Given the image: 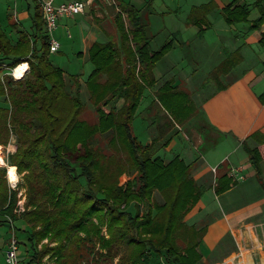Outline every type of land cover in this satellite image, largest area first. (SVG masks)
I'll list each match as a JSON object with an SVG mask.
<instances>
[{
  "label": "trees",
  "instance_id": "1",
  "mask_svg": "<svg viewBox=\"0 0 264 264\" xmlns=\"http://www.w3.org/2000/svg\"><path fill=\"white\" fill-rule=\"evenodd\" d=\"M35 1L38 10L32 31L13 23L16 41L0 21V64L7 66L0 69V146L16 136L17 150L7 162L17 167L24 180L19 188H12L8 165L0 166V223L23 220L17 229L26 235L28 245L21 262L48 264L43 258L49 254L59 264H79L93 253L97 264H112L117 257V264H150L153 253L166 264L201 262L198 247L205 227L187 223L186 216L207 187L193 178V163L179 157L165 163L156 156L155 145L142 143L133 130L144 91L154 84L152 69L173 42L153 50L143 22L144 8L117 0L120 11L115 25L120 38L111 33L89 51L94 69L85 83L97 112V121L91 123L83 117L87 105L80 75L67 73L50 58V36L44 29L40 1ZM261 4L263 0H256V6ZM243 9L247 19L248 7ZM263 22L261 14L251 28ZM24 61L29 69L15 79L10 71ZM188 118L186 114L174 117L179 123ZM101 138L106 146L100 145ZM250 154L260 174L259 148ZM124 174L136 176L120 184ZM221 178L227 185L221 184ZM221 178L217 194L233 184L227 175ZM22 187L25 211L19 214L16 206ZM93 218L107 224L109 238L101 235V226ZM45 238L57 244L39 248Z\"/></svg>",
  "mask_w": 264,
  "mask_h": 264
},
{
  "label": "crops",
  "instance_id": "2",
  "mask_svg": "<svg viewBox=\"0 0 264 264\" xmlns=\"http://www.w3.org/2000/svg\"><path fill=\"white\" fill-rule=\"evenodd\" d=\"M122 1L144 8L143 22L151 32L153 50L157 40H165L164 44L173 41V46L152 69L154 83L158 86L164 80V87L170 84L171 88L182 84L194 89L192 94L199 98L193 109L190 105L175 108H184L181 116L189 117L182 123L163 112L156 102L158 114L153 134L140 141L153 143L156 156L165 163L175 157L186 164L193 163V178L207 187L186 216L187 223L198 229L205 227L198 247L201 261L264 264V22L251 28V23L264 15V0L260 6L255 5L256 0H179L175 5L162 2L157 6L154 0L150 11L146 8L148 0ZM16 6L14 14L7 11L9 27L4 29L8 34L9 29L14 31L15 41L13 23L18 24V29L32 31L33 15L38 10L35 0H21ZM243 6L248 7L247 19ZM118 11L117 0H93L85 13L62 16L54 32L62 44L57 52L63 47L62 39L66 38L65 42L70 44L67 55L74 57L75 70H79L73 73L64 69L80 75L81 96L86 104L90 102V92L85 72L89 70L90 74L94 69L93 64L90 66V48L97 41L108 40L111 33L120 38L115 25ZM161 13L165 16L161 17ZM124 20L127 28H131L125 14ZM187 62L196 71L204 70L210 84L196 88V82L188 76L178 78L181 83L178 80L174 84L175 76L181 77V72L190 70L181 67ZM162 87L163 84L159 85L157 90ZM122 103L120 100L118 106ZM150 107L145 105L143 113H150L154 109ZM257 147L262 155L260 174L250 154ZM225 175L233 184L217 194L216 184ZM220 182L228 183L224 178Z\"/></svg>",
  "mask_w": 264,
  "mask_h": 264
},
{
  "label": "rangeland",
  "instance_id": "3",
  "mask_svg": "<svg viewBox=\"0 0 264 264\" xmlns=\"http://www.w3.org/2000/svg\"><path fill=\"white\" fill-rule=\"evenodd\" d=\"M18 1H19V3L21 2V0H0V20H1V23H2L4 29H8V27H9L8 21H6L7 11L8 12L11 11L12 14H14V11L17 8L16 5H17ZM23 1H27V0H23ZM150 1L151 0H148V2L146 4V8L149 11L152 8L154 0H152V3ZM177 1H179V0H155V3L157 6H160L162 4V2L163 3L165 2L166 4L171 6V5H175V3ZM160 16L164 17L165 13H161ZM131 25L132 24L129 23V26H131ZM8 32H9V35L12 39L15 38L16 34L14 33V31H11L9 29ZM54 35H56V34H54ZM63 36H65V35H63ZM66 40L67 39L65 38V41ZM62 41H63V47L60 50L61 52L59 51L57 53L51 54V60L53 61L54 64H56L62 68H65L69 72L74 73V72L78 71L79 69L75 70L76 65L74 64V62H72L74 57L69 55V54L67 55L68 52L66 49H69L68 46L70 44H67L63 39H62ZM164 43H165V40L163 42L160 40H157L154 42L153 45L156 48V50H158ZM60 44H61V42H60ZM64 53H66V54H64ZM90 64H91L90 66L93 67L92 63H90ZM175 64H177V62H175ZM27 65H28V63H27ZM165 67H167V66H165ZM181 67H183L186 70H187V68H189L190 70L181 72L180 73L181 77L175 76L176 78L174 79V84L176 81L179 80L178 78H180L182 80L183 77H187V76L189 77L190 80H193L196 82V88L197 87L201 88L202 84H203V87H206L207 85L210 84V83H208V81H206V80H208V78L205 79L206 72L204 70H200V71L194 70L196 67H194L192 65V63H190V62H187V64L182 63ZM85 73H86L85 74V78H86L89 75V70ZM173 73L174 72H172L171 74H169V73L168 74L171 77V76H173ZM193 73H195V74H193ZM12 76L15 79L17 77V76L16 77L14 76V73L12 74ZM23 76H24V74H23ZM152 77L153 76L151 74V78ZM170 77H166L165 79L167 80ZM178 83H181V81L179 80ZM161 84H163V87H164V85H165L164 80L162 82H160L159 85H161ZM155 85L156 84L154 83L153 85L148 86L145 89L146 93L144 92L145 95L143 98V102L139 105L137 112L135 114L134 121H133V130H134L135 134L137 135V137L139 138V140H141V141H145L147 139V137L150 135V133L153 134L155 117L158 114V111L155 108H157L158 102H159L158 106L160 107V109L162 111L164 110L172 118H174L177 115H180V114L183 115L184 114V112L181 113L184 108H182V110H178L179 108L175 109L176 107H186V106L190 105L191 109H193L195 104L198 105L197 101L199 100V98L196 95L192 94L194 89H190L189 87H186L187 88L186 89L182 86V84L171 88V85L167 84L164 88L162 87V89L157 90L159 85L158 86L157 85L155 86ZM207 89H208V87H207ZM193 101H195L196 103H193ZM86 105L87 106H86V110H85L83 117L86 118L91 123L96 122L97 121V112L95 110V107L90 102H87ZM145 105H147V106L151 105V107H153L154 109H152V111L150 113L144 114L143 110L145 108ZM201 122H202V120H201ZM99 143L102 146H106V140L104 138H101ZM11 145L13 147H11ZM0 147H1L2 152H3V158L0 159V166H7L8 165V162H7L8 157L10 155L14 154L17 150V138H16V136H13L11 138V141L9 142V144L7 146L2 145ZM9 166H14V165H8V167ZM7 176H8V173H7ZM135 176H136V174L133 176H128L127 174H124L120 178V184L124 183L128 179L134 178ZM8 180H9V184L12 188H19L18 185L20 183H23V181H24L22 175H20L19 173H18V179L16 181H14V182H16V186L13 187L14 182H11V180L9 179V176H8ZM18 196H19L18 202L20 200L22 201L23 210H20V207L17 205L16 206V212L18 210L17 213L21 214L22 212L25 211L26 189L24 187H22L19 190ZM130 210L134 211L133 206L130 207ZM93 220L97 224H99L97 218H93ZM22 223H23L22 219L15 221V223H12V221L6 219L5 222L0 223V264H5V262H4L5 253L4 252L7 249L9 241L13 237V234H15L18 237V240L21 242L19 253H20V259L21 260L23 259L22 254H24V252L26 251V245H28V241H27L26 235L24 233H21L20 231H18V229L22 228L21 227ZM99 225L101 226V230H102L101 235L105 236L106 238H109L110 235H109V232L107 229V224H99ZM56 244H57L56 240H51L49 238H45L44 240H42L40 242V244L38 246H39V248H43V246H45V245L55 246ZM99 248H101L100 243L97 242L96 249L98 250ZM102 251L105 252V250H102ZM49 256H50L49 254L46 255L43 258V262H47L48 264H59V263H57L55 258L52 259ZM95 256L97 257L96 253H93L91 255H85V257H83V259L80 260L79 264H97L95 262ZM118 259H119V257L115 258V260L112 264H117ZM150 264H166V263H165V260L160 255L153 253Z\"/></svg>",
  "mask_w": 264,
  "mask_h": 264
},
{
  "label": "built area",
  "instance_id": "4",
  "mask_svg": "<svg viewBox=\"0 0 264 264\" xmlns=\"http://www.w3.org/2000/svg\"><path fill=\"white\" fill-rule=\"evenodd\" d=\"M39 1L41 4V12L45 31L50 36V52L54 53L57 52L61 47L60 41L54 37V32L59 26V19L62 16H74L85 13L86 8L92 4L93 0H71L61 2H56L55 0ZM3 67L7 68V66L0 64V69ZM14 69L12 71H14ZM12 71H10L11 74H13ZM11 147L13 146L11 145ZM14 186H16V182L13 184V187ZM18 206L20 207V210H23V204L21 200L18 202ZM19 249L18 237L13 234V237L9 241L8 247L4 252L5 264H23L20 259ZM197 264L206 263L201 261Z\"/></svg>",
  "mask_w": 264,
  "mask_h": 264
},
{
  "label": "bare ground",
  "instance_id": "5",
  "mask_svg": "<svg viewBox=\"0 0 264 264\" xmlns=\"http://www.w3.org/2000/svg\"><path fill=\"white\" fill-rule=\"evenodd\" d=\"M27 68H28V65L26 62L21 63L20 65L16 66V68L14 69V76H17L18 78H22L23 74ZM2 158H3V152H2V149L0 147V159H2ZM8 176H9V179L11 180V182H14L18 179V173H17L16 166H9L8 167Z\"/></svg>",
  "mask_w": 264,
  "mask_h": 264
}]
</instances>
